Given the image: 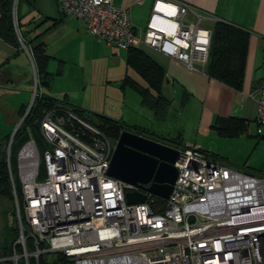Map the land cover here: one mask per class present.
Masks as SVG:
<instances>
[{"label": "built area", "instance_id": "obj_1", "mask_svg": "<svg viewBox=\"0 0 264 264\" xmlns=\"http://www.w3.org/2000/svg\"><path fill=\"white\" fill-rule=\"evenodd\" d=\"M56 2L62 15L80 21L106 47L147 46L188 70L205 67L210 30L200 17L206 14L179 0H153L139 35L128 12L111 0ZM57 113L48 110L39 121L44 175L39 178L29 133L16 154L19 203L6 147L16 237L0 263L38 264L45 257L51 263L58 255L55 264H264V216L234 221L263 211V176L184 144L167 199L143 192V203L127 204L124 194L139 190L106 175L114 143L69 112ZM254 122L264 126V84Z\"/></svg>", "mask_w": 264, "mask_h": 264}, {"label": "crops", "instance_id": "obj_2", "mask_svg": "<svg viewBox=\"0 0 264 264\" xmlns=\"http://www.w3.org/2000/svg\"><path fill=\"white\" fill-rule=\"evenodd\" d=\"M152 1L142 0L135 3V0H111V3L128 12L129 22L139 35L144 29ZM179 1L206 14L200 17V26L207 25L203 28L209 30L212 23L221 21L248 33L242 83L238 91L207 77L205 68L191 71L181 62L153 48L147 46L140 48L162 68L165 75L163 92L171 100L170 107L181 111L178 116L187 119L186 121L194 126L191 130L195 131L196 136L192 139L191 135L185 136L179 129H175L172 134L180 137L182 145H194L204 151L198 144L197 135L200 131L211 128L215 118L236 117L245 121L246 125L254 122L258 90L264 84V0ZM187 19L190 21V18ZM12 21L15 28L17 22L20 32H28L26 40L38 36L31 46L40 44L44 48V53L48 57L47 85L43 86L45 88L49 89L53 78H60L62 83L70 71H79L81 74L88 66L94 69L100 63H106L110 67L112 62L118 65L120 59L124 60L125 50L106 47L103 42L88 35L80 21L60 13L56 0H13ZM54 21L56 23L51 26ZM31 23L35 24L32 29ZM16 35L20 49H15L0 40V70L15 65L16 60L25 55L35 71L29 47L26 48L22 44L17 31ZM124 76L136 81L124 73L120 85ZM2 77L3 82L10 83L13 80L10 70L2 73ZM49 96L53 97L51 94ZM68 96L67 92L63 93L67 100ZM68 102L73 104L69 100ZM173 117L171 115L169 118ZM190 117L193 123L188 119ZM172 134L168 133L167 136L171 138ZM225 165L228 166L227 163Z\"/></svg>", "mask_w": 264, "mask_h": 264}, {"label": "trees", "instance_id": "obj_3", "mask_svg": "<svg viewBox=\"0 0 264 264\" xmlns=\"http://www.w3.org/2000/svg\"><path fill=\"white\" fill-rule=\"evenodd\" d=\"M12 3L13 0H0V40L15 49H20L17 35L13 27ZM55 23L56 22L54 21L51 26ZM16 29L22 44L26 48L29 47V53L36 72L37 81L35 94L29 109L27 110V107L25 106L16 111L18 120L23 117L19 126L12 134L11 139L10 134H7L2 138L0 143V198L3 199L8 206H10V223L12 224L10 225L7 241L0 248V256L7 255L9 253V246L16 237L14 230L13 197L5 165V150L6 145L9 143V139L8 158L10 168L13 173L10 162V153L18 150L28 140V133L35 146L37 143L41 142L38 126L42 115L46 111L52 109L58 110L57 115H61L63 112H69L75 118L84 123H86V118L88 117L85 110L69 103L65 97L62 99H56L49 95L38 94L36 92L38 84L42 86L47 85L46 78L48 77V74L46 73V64L48 57L45 55L42 45L38 44L31 46L38 36L33 37L31 40H26L25 37L28 32H20L17 22ZM209 30L210 38L207 51V62L204 67L205 74L207 77L214 79L235 91H238L240 90L242 83L248 33L245 30L221 21H215L212 23ZM124 62L126 67L133 71L142 80L144 85H140L137 81H134L128 76H124L120 86H128L136 92L140 98V105L147 108L151 112L152 118L163 122L171 105V100L168 99L163 92L165 75L162 68L149 58L142 50H140V48H129L125 50ZM96 118L98 123L92 127L99 130L112 143L115 142L120 131L126 130L152 140H155L154 138L159 139L166 142L168 145H176V148L183 146L179 141V136H176L175 138L162 137L149 131V129L141 128L135 125L129 126L119 120H113L99 115H96ZM245 127L246 122L236 117H217L215 118L211 129H213L217 135L221 137L235 138L245 130ZM72 129L78 132L82 130L77 126V124H74ZM202 152L207 154L213 160H216L215 156H212L204 151ZM224 163L225 162H223V164ZM245 173L260 176L250 172ZM13 185L15 196L19 203L20 187L14 179ZM160 202H162V200H160ZM55 257V261H58L59 256L56 255ZM47 258L48 257L41 258L38 264H55V261H53L52 258L51 263H46Z\"/></svg>", "mask_w": 264, "mask_h": 264}, {"label": "rangeland", "instance_id": "obj_4", "mask_svg": "<svg viewBox=\"0 0 264 264\" xmlns=\"http://www.w3.org/2000/svg\"><path fill=\"white\" fill-rule=\"evenodd\" d=\"M34 26V23L30 24L31 29ZM201 26L207 27L205 24H201ZM14 64L5 68L13 74V80L10 83L3 82L2 73H5L6 70H0V143L2 138L7 134H11L16 126L18 122L16 111L29 105L36 89L37 76L28 57L21 56ZM108 65L100 63L94 69L88 66L81 74L79 71H70L62 83L60 78H53L50 81L49 89L38 84L36 92L38 94H51L56 99H62L63 93L67 92L69 95L68 100L87 112L86 123L91 126L98 123L96 115H99L122 121L129 126L135 125L149 129V131L162 137H166L168 133L172 134L175 129H179L185 136L191 135V138L194 139L196 134L194 130H191L194 126L190 125L186 121L187 119L178 116L181 111L169 107L165 120L163 122L157 121L152 118L151 112L147 108L140 105V98L136 92L128 86H120V79L124 73L130 75L140 85H144L133 71L124 67V60L120 59L118 65L115 62H112L110 67ZM171 115L174 117L170 119ZM188 119L193 123L192 117ZM257 129L259 130L258 133ZM170 137L175 138L176 135L172 134ZM197 138L201 149L215 156V161L225 162L232 169L264 176V126H258L256 122H249L241 135L235 138L221 137L209 128L200 131ZM154 139L156 142L166 143ZM169 145L177 147L173 144ZM36 149L39 155L37 172L40 178L44 175V163L41 158L43 146L41 142L36 144ZM18 150L10 153L14 180L17 183L16 154ZM5 151L7 152V148ZM10 211V206L0 198V248L6 243L10 225H12L10 223ZM263 216L264 209L262 212H253L249 216L238 217L234 221ZM18 262L20 264L21 260Z\"/></svg>", "mask_w": 264, "mask_h": 264}, {"label": "water", "instance_id": "obj_5", "mask_svg": "<svg viewBox=\"0 0 264 264\" xmlns=\"http://www.w3.org/2000/svg\"><path fill=\"white\" fill-rule=\"evenodd\" d=\"M32 99L33 97L27 110ZM16 127L10 134V139ZM179 155L178 148L174 146L122 130L114 142L106 175L139 190L124 194L127 204L143 203L145 199L143 192L165 200L176 178V169L173 163Z\"/></svg>", "mask_w": 264, "mask_h": 264}, {"label": "bare ground", "instance_id": "obj_6", "mask_svg": "<svg viewBox=\"0 0 264 264\" xmlns=\"http://www.w3.org/2000/svg\"><path fill=\"white\" fill-rule=\"evenodd\" d=\"M261 210V209H260ZM255 211V210H254ZM250 213H251V211H250ZM251 220H257V219H251ZM242 222H248V221H242Z\"/></svg>", "mask_w": 264, "mask_h": 264}, {"label": "flooded vegetation", "instance_id": "obj_7", "mask_svg": "<svg viewBox=\"0 0 264 264\" xmlns=\"http://www.w3.org/2000/svg\"><path fill=\"white\" fill-rule=\"evenodd\" d=\"M125 131H126V130H125ZM131 133H132V132H131ZM133 134H134V133H133ZM147 139H149V138H147ZM151 140H152V139H151ZM153 141H155V140H153ZM161 143H162V142H161ZM163 144H165V145H166L167 143H163Z\"/></svg>", "mask_w": 264, "mask_h": 264}]
</instances>
